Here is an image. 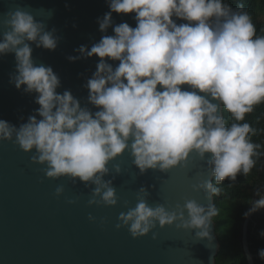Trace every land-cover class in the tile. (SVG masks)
<instances>
[{
    "label": "clouds",
    "instance_id": "clouds-1",
    "mask_svg": "<svg viewBox=\"0 0 264 264\" xmlns=\"http://www.w3.org/2000/svg\"><path fill=\"white\" fill-rule=\"evenodd\" d=\"M108 5L111 11L98 19L99 30L107 33L112 27L114 35L102 36L90 50L81 45L79 56L68 57L100 58L85 85L96 111L82 106L70 90L58 93L61 81L53 68L34 62L31 43L55 50L60 39L55 29L48 31L22 7L7 13L9 30L0 37V54L14 53L11 82L37 93L40 107L19 127L0 120V140L15 137L24 152L34 153L33 163L46 166L42 170L50 179L94 185L89 206L118 204L116 188L105 176L112 171L109 164L126 151L142 174L187 167L195 152L201 160L207 158L209 175L194 188L211 200L220 192L211 177L217 185L235 181L250 173L259 155L260 145L251 140L255 130L241 122L264 103V35L256 34L242 5L234 10L224 0H108ZM112 13L135 14L136 26L114 25ZM109 60L119 63L114 67ZM223 110L233 123L228 124ZM114 171L122 169L114 165ZM64 191L58 186L55 195ZM139 193L135 207L120 213L117 229L126 227L139 238L157 224H175L211 240L214 205L187 200L171 210L163 204L151 207L147 189ZM256 196L251 212L264 208V194L258 190ZM260 256L264 259V250Z\"/></svg>",
    "mask_w": 264,
    "mask_h": 264
},
{
    "label": "water",
    "instance_id": "water-1",
    "mask_svg": "<svg viewBox=\"0 0 264 264\" xmlns=\"http://www.w3.org/2000/svg\"><path fill=\"white\" fill-rule=\"evenodd\" d=\"M18 7L32 12L60 38L55 50L31 43L34 62L53 68L61 81L58 93L70 90L82 106L96 111L87 101L89 91L85 85L100 58L71 61L68 57L79 56L76 49L81 45L90 50L102 36L114 35L112 27L107 33L99 30L98 19L111 11L108 0H0V37L9 30L4 23L7 13ZM48 11L52 12L50 18ZM134 15L112 13L113 23L127 22L135 27ZM109 63L115 67L119 62ZM14 74V53L0 54V120L19 127L40 106L35 102L37 93L15 87L11 82ZM14 140H0V264H216L220 240L213 217L211 240L198 238L197 229L178 228L175 224L164 228L157 224L153 232L139 238H134L126 227L116 228L120 213L137 204L142 187L149 193L151 207L163 204L171 210L187 200L206 207L214 205V195L209 200L202 190L194 188L208 178L207 158L201 160L193 152L187 167L181 165L169 172L149 169L142 174L126 151L109 164L112 171L105 176L116 188L118 204L89 206L94 185L67 177L48 178L42 170L46 166L33 163L34 153L24 152ZM114 165H119L122 172L115 173ZM61 185L65 191L57 197L56 188ZM255 212L250 211L243 223L242 243L248 264H255L248 241V227ZM90 215L95 221L89 219Z\"/></svg>",
    "mask_w": 264,
    "mask_h": 264
},
{
    "label": "trees",
    "instance_id": "trees-1",
    "mask_svg": "<svg viewBox=\"0 0 264 264\" xmlns=\"http://www.w3.org/2000/svg\"><path fill=\"white\" fill-rule=\"evenodd\" d=\"M235 10L243 6V10L250 15L258 36L264 35V0H224ZM223 115L228 124L233 118L227 110ZM243 122L249 123L255 130L251 135L253 143L260 145L258 156L254 157V167L247 175L239 174L235 181L230 179L216 184L220 188L219 194H214V206L217 210L213 220L216 234L220 240V248L216 257V264H248L243 248L242 232L246 213L250 212L251 203L258 199L256 192L264 194V103L254 106L253 111L245 115ZM248 241L251 252L255 255V264H264L260 251L264 250V208L253 215L248 227Z\"/></svg>",
    "mask_w": 264,
    "mask_h": 264
}]
</instances>
